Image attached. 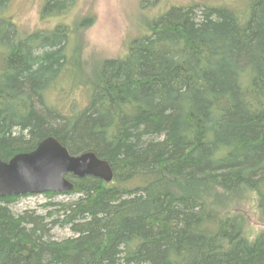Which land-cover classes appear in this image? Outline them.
<instances>
[{
    "label": "trees",
    "instance_id": "obj_1",
    "mask_svg": "<svg viewBox=\"0 0 264 264\" xmlns=\"http://www.w3.org/2000/svg\"><path fill=\"white\" fill-rule=\"evenodd\" d=\"M12 1L0 0L2 159L54 136L107 159L114 178L69 175L77 198L45 213L0 197V264H264L246 212L253 199L264 217V0L171 6L124 57L89 69L79 46L67 51V24L21 36ZM75 2L44 0L41 14ZM73 65L90 73L73 81L90 98L65 114L47 93ZM54 227L74 235L56 240Z\"/></svg>",
    "mask_w": 264,
    "mask_h": 264
},
{
    "label": "rangeland",
    "instance_id": "obj_2",
    "mask_svg": "<svg viewBox=\"0 0 264 264\" xmlns=\"http://www.w3.org/2000/svg\"><path fill=\"white\" fill-rule=\"evenodd\" d=\"M43 3L44 0L12 1L9 13L18 25L20 35L25 36L29 31L37 29L51 28L58 22L67 24L71 29L67 51L71 55L73 48L79 46L81 55L86 60L90 59L87 61L89 66L85 64L86 68L89 69L95 65L91 58L124 57L131 42L148 33V23L164 14L171 6L199 4L244 9L248 0H76L67 14L47 16V18L41 14ZM88 17L92 21L90 25L84 29H79L82 20ZM88 75L83 74L78 65H73L71 73L68 76L67 73L66 75L63 74L48 91V103L56 106L65 114L73 113L85 106L89 102L90 87L85 86L87 88L85 90L78 84H73V81L76 82L80 79L86 81ZM58 82L61 87L57 88ZM77 196V194L54 196H49L46 193L32 194L20 197L11 207L16 213H21L26 209L45 213L47 209L43 207L44 204L65 202L77 198ZM246 212L250 230L254 233L252 235L264 231V217L257 210L253 199L248 200ZM73 235L74 233L68 227H54L52 230V237L56 240H62Z\"/></svg>",
    "mask_w": 264,
    "mask_h": 264
},
{
    "label": "water",
    "instance_id": "obj_3",
    "mask_svg": "<svg viewBox=\"0 0 264 264\" xmlns=\"http://www.w3.org/2000/svg\"><path fill=\"white\" fill-rule=\"evenodd\" d=\"M68 174L110 182L113 167L92 151L73 154L58 138L48 136L33 151L17 153L8 161L0 155V196L64 193L76 187Z\"/></svg>",
    "mask_w": 264,
    "mask_h": 264
},
{
    "label": "bare ground",
    "instance_id": "obj_4",
    "mask_svg": "<svg viewBox=\"0 0 264 264\" xmlns=\"http://www.w3.org/2000/svg\"><path fill=\"white\" fill-rule=\"evenodd\" d=\"M87 152H89V151H87ZM93 152V151H92ZM95 153V152H94ZM96 154V153H95ZM98 156V155H97ZM96 178H98V177H96ZM113 178H114V171H113V177H112V180H113ZM111 180V181H112ZM110 181V182H111ZM109 183V182H108ZM74 190V189H73ZM73 190H70V191H67V192H64V193H59V192H55V191H47V192H54V193H58V194H66V193H69V192H71V191H73ZM47 192H45V193H47ZM32 194H44V193H28V194H22V195H32ZM21 195V196H22ZM0 197H2V196H0Z\"/></svg>",
    "mask_w": 264,
    "mask_h": 264
}]
</instances>
